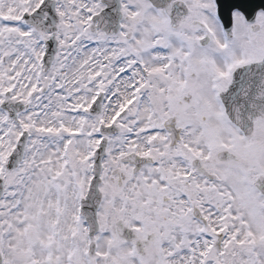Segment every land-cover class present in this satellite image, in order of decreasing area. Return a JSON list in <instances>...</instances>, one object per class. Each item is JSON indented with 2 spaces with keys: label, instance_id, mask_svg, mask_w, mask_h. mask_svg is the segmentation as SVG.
<instances>
[{
  "label": "snow or ice",
  "instance_id": "6c2138e0",
  "mask_svg": "<svg viewBox=\"0 0 264 264\" xmlns=\"http://www.w3.org/2000/svg\"><path fill=\"white\" fill-rule=\"evenodd\" d=\"M0 264H264V0H0Z\"/></svg>",
  "mask_w": 264,
  "mask_h": 264
}]
</instances>
